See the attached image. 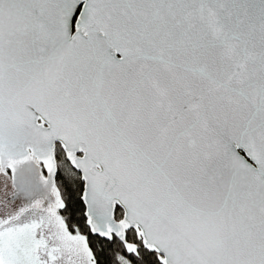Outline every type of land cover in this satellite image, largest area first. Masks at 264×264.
<instances>
[{"label": "snow or ice", "instance_id": "1", "mask_svg": "<svg viewBox=\"0 0 264 264\" xmlns=\"http://www.w3.org/2000/svg\"><path fill=\"white\" fill-rule=\"evenodd\" d=\"M0 264H264V0H0Z\"/></svg>", "mask_w": 264, "mask_h": 264}]
</instances>
